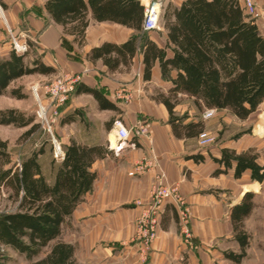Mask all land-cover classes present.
<instances>
[{
  "label": "trees",
  "instance_id": "1",
  "mask_svg": "<svg viewBox=\"0 0 264 264\" xmlns=\"http://www.w3.org/2000/svg\"><path fill=\"white\" fill-rule=\"evenodd\" d=\"M72 1L65 3L76 7ZM57 2L47 3L49 13L54 12ZM78 5L84 6L81 0ZM89 5L97 22H115L142 34L122 46L103 44L93 49L90 57L94 61L102 59L114 70L119 62L127 64L140 52L145 78L150 77L158 61L163 78L173 83L169 94L159 99L168 109L175 135L199 137L204 131L203 120L184 124L185 117L176 115L175 108L183 99H190L198 114L206 109L227 111L242 121L264 103V36L238 0H185L179 8L168 5L163 16L168 39L163 49L144 32L145 6L139 0H89ZM168 50L172 51L171 58ZM27 57L28 52L20 54L15 50L8 57L0 54V96L17 79L54 73L53 68L39 60L27 64ZM172 72H176L175 77H171ZM78 92L92 94L102 109H117L96 90L81 86L76 89ZM12 96L23 98L19 89L12 91ZM32 121L26 120L19 110H0V125L28 127ZM63 152L64 159L47 174L40 162L45 154L43 148L15 163L7 142L0 141V191H5L17 205L15 212L0 214V264L8 261L7 248L33 260L48 247L46 256L34 264H80L74 245L63 241L61 234L75 208L93 189V163L108 151L73 140L70 145H63ZM257 159L251 150L238 153L225 148L215 162L224 166L225 171L234 168L237 179L248 171L252 181L262 183L264 165ZM253 197L252 192H247L230 213L234 239L241 249L240 253H226L234 263L241 262L249 245L243 223L255 207Z\"/></svg>",
  "mask_w": 264,
  "mask_h": 264
},
{
  "label": "crops",
  "instance_id": "2",
  "mask_svg": "<svg viewBox=\"0 0 264 264\" xmlns=\"http://www.w3.org/2000/svg\"><path fill=\"white\" fill-rule=\"evenodd\" d=\"M49 1L51 0H45V2L0 0V7L8 11L7 15L5 13V19L10 28L18 30L22 25L21 13L24 10L42 6L45 13H49L46 9ZM81 1L83 4H88V0ZM184 1L171 0L174 7L178 8ZM258 3L260 19L257 20V24L264 36V0H259ZM31 19L34 21L32 33L39 39L37 46L39 52L44 55L42 62L54 69L53 74L73 72L81 75L82 82L78 87L98 91L114 108H117L115 110L100 108L89 92L76 93L77 97L72 98L66 106L68 110L74 111L75 107L80 106L77 98L89 96L95 101L100 112L114 115L104 122L103 129L106 131L104 138L85 133L87 137L85 140L73 139L79 144L100 146L108 151L101 159L93 163L92 171L96 174L93 189L86 194L83 201L75 208L74 214L67 220L81 231L79 236L76 233L78 245L74 246L75 253L79 250L82 255L80 264H234L225 257V249L221 248V244L233 237L230 213L234 206L228 203L233 202L232 197L236 196L237 192H239L237 195L242 193L238 190L239 187L247 192L249 185H240L239 182L244 176L249 179L250 176L247 171L237 179L234 177V168L225 171V167L216 163L215 159L221 158L222 150L225 148L235 149L241 153L246 151L247 147L242 151L235 146L207 149L208 147H200L197 144L199 137L175 135L169 121L168 109L159 98L158 100L147 99L143 105L140 102L130 103L127 106L119 104L118 100L121 99L116 97L117 92L124 91L136 95V90L142 91L141 87L136 88L133 85L131 79L119 81L112 77L122 69L138 72L142 85L159 82L160 87L165 88L164 95H168V91L173 87L170 80L163 78L158 61L150 77L145 78V64L140 52L127 64L119 62V66L114 70L105 65L102 59L95 61L91 59L92 50L103 44L122 46L135 36L142 37V34H137L134 29L115 22H97L91 19L98 26L92 29L87 28L84 42L80 45L81 52L77 49L68 51L63 40L66 39L69 42L75 37L74 35H64L60 29L61 26L47 23V21L50 22L49 20H38L36 17ZM146 36L159 48L166 47L168 34L165 30H158ZM6 46L7 44L4 45L3 50L0 49L3 57H8L13 51ZM80 54L84 61L74 62L73 59ZM168 57H172L171 50H168ZM175 74L176 72H172L171 77H175ZM75 118L73 115L64 122L73 124ZM118 120L131 131V138L127 145L116 154L114 151L117 144L115 124ZM145 121L150 123V134L138 136L136 128ZM197 121L202 120L196 116L183 122L188 124ZM203 122L205 131L208 124L204 120ZM62 141L63 145H70L72 142L70 139ZM131 144L135 146L130 147ZM139 163H147L149 168L143 173L130 176L129 174ZM219 170L222 172L219 173ZM160 175H163L165 184L179 186L180 193L184 196L187 205L191 207V229L198 247L187 250L181 243L178 236L177 214H175L177 210L168 204L160 221L163 225L158 231V240L153 244L145 260L140 254L139 244L133 242L134 222L143 211L136 202H147L151 190L159 183ZM260 184L256 181L252 182L253 187ZM235 246L239 248L237 242ZM77 256L78 253L75 254L76 258Z\"/></svg>",
  "mask_w": 264,
  "mask_h": 264
},
{
  "label": "rangeland",
  "instance_id": "3",
  "mask_svg": "<svg viewBox=\"0 0 264 264\" xmlns=\"http://www.w3.org/2000/svg\"><path fill=\"white\" fill-rule=\"evenodd\" d=\"M39 1L41 2V0ZM42 1L45 2V0ZM140 1V4L145 6L147 10H150L154 13L157 20V28L154 31L144 30V32H146V34L148 35L152 32H157L158 30H165L163 16L168 4L169 6H174L171 0ZM78 3L79 0H73L72 4H76V7L71 5V7L73 8L72 9L68 6L69 4L67 5L65 3V0H58V2L54 6L53 13H45L42 6H35L30 9H26L21 13L22 25L18 30L10 28L5 19V13L7 15L8 11H5L2 9V7H0V49L3 50L4 45L7 44V48H11L14 50V42L16 40L21 44L25 43L29 47L27 50L28 57L26 58L27 64L31 65L36 60H39L42 63V57L44 55L39 52V48L37 46L39 44V39L34 36V33H32V23H34V21L33 19H31V17H36L38 20H49L50 22L47 21V23L49 24L61 26L60 29L64 35H74L75 37L73 39H70L69 42L66 39L63 40V43L66 42L64 46H66V49L68 51L77 49L79 52H81L80 45H82L84 42V35L87 28L92 29L93 27H97L98 25L96 22L91 20L95 18L94 11L92 10V8H90L89 0L88 4L84 3V6H79ZM30 42H32V44ZM73 61L82 63L84 60L82 55L80 54L76 58H74ZM60 74L62 73L57 72L56 74L51 75L32 74L22 77L15 80L14 83L11 84V86L5 91V93L0 96V110H19L24 115V118L26 120H29L31 118L33 119L31 125H29L28 127H19L17 125H0V141L2 140L7 142L8 151L10 152V154H12L13 161L15 163L20 161L24 157L30 156L33 151H38L39 149L43 148L45 154L42 156L40 162L43 165L44 169H46L45 171H47V174L51 172L52 168H55L58 165L60 159L58 160L54 157V153L52 150L53 147L49 138L50 135L47 131V126L44 120L39 117L38 111L40 109V106L44 105V108L47 112V117H49L50 122L53 120L50 114L52 110H50L49 107V99L48 96L44 95L43 90L44 87L51 85ZM112 77L114 79H118L119 81H125V79L127 78L131 79L133 85H135L136 88L141 87L142 89V91H139V89L136 90V95L129 93V100H118L120 101V105L127 106L130 105V103L134 102H140V104L143 105L145 103L144 101H147V99L158 100L161 95L165 94L163 93L165 88L160 87L161 85L159 84V82L142 85L138 78V72L136 71L130 72V70L126 71L122 69L121 72L115 73ZM34 88L38 89L41 102H39L37 95H35ZM15 89H19L20 95L23 96L22 99H19L16 96H12V91H14ZM75 91L69 97V101H71L72 98L77 97ZM77 102L80 106L75 107L74 109L76 110L74 111L73 109L68 110L66 107V103L62 107L60 116L52 121L51 124L53 125V130L56 138H58L61 142H63V139H70L71 141L76 138L85 140L87 138L85 137V133L97 138H104L103 136L106 134V131L103 129L105 127L104 122L112 118L114 115L103 111L100 112L96 107L95 101L89 96L79 97L77 98ZM207 110L211 109H206L202 112V114H198L196 107L192 104V101L187 98L183 99L180 102L175 110V113L179 117H185L183 119L184 121H188V119H190L191 117L196 116L201 120L206 121V123L208 124V128L205 130V132L214 140V144L212 146H207V149L221 146H235L236 148H239L240 151H242L247 147V150H251L253 154L257 156V162H259L260 165H264V103H262L260 108L256 112L251 114L246 119V121L237 119L227 111L217 110L212 117L205 119L203 116ZM73 115L76 117V120L75 122H73V124L64 122L66 120H69ZM34 125H36L37 127L30 133V135H26ZM201 141V138H198L197 144L200 147H202ZM252 182L253 181H251V176L250 179L249 177L244 176L243 179L239 182L240 185H249V189L247 190V192H252L254 194L252 201L255 207L243 223V230L249 236V245L246 248V255L241 260V262H235L234 264H264V181L259 186L255 185V187H253ZM238 190L242 193L240 195H237L239 194V192H237L236 196L233 195V202L230 203L229 201L228 205L231 204L230 206L233 207L236 204L240 203L242 197L247 193L246 190L241 187H239ZM16 207L17 205L12 200H10L7 193L3 190L0 191V214L15 212ZM187 207L189 208L191 213V221V207H189L188 205ZM165 212L162 214V217L164 216ZM175 214H177V212ZM191 222L190 232L192 233ZM134 223L135 236L138 230L136 220ZM177 223L178 236L180 237L181 243L184 245L183 237L180 234L181 230L178 222V215ZM65 224L66 225H64L61 234V239L77 247V236L81 234L80 229L74 226L71 221H68ZM162 225L163 223L160 224L159 230H161ZM134 238L133 242L138 245L139 241L134 240ZM157 240L158 237L156 238L154 243ZM154 243L150 245V249L148 250L149 252ZM235 243L236 240L234 239L233 235V237H230L223 244H221V248L225 249V257L226 253L228 252H241V249L237 248L235 246ZM53 244L54 243H52V245ZM49 249L50 247L44 249L41 255L33 258V260H28L25 255L16 252L12 248H7L5 250L6 255L8 256V261L6 262V264H34L36 261L44 258ZM76 253H78L77 257L79 259L77 258V261L79 262L82 260V255L79 250H77ZM148 254L145 256V260L147 259Z\"/></svg>",
  "mask_w": 264,
  "mask_h": 264
},
{
  "label": "built area",
  "instance_id": "4",
  "mask_svg": "<svg viewBox=\"0 0 264 264\" xmlns=\"http://www.w3.org/2000/svg\"><path fill=\"white\" fill-rule=\"evenodd\" d=\"M259 0H238V3L243 8L245 14L256 21L259 20ZM145 8V19H144V30L154 31L157 28V20L154 13ZM28 45L21 44L15 40L14 50L20 54H27ZM82 82L81 75L76 73H62L57 79L49 86L44 87L43 93L48 96L49 107L51 117L57 119L60 116L62 107L68 103L69 97L77 89L79 84ZM34 93L37 95L39 102H41L38 89L34 88ZM128 94L124 91L117 92L116 97L121 100H129ZM215 110H207L204 113V118H210L214 115ZM39 117L44 120L47 131L49 133V138L53 146V153L55 159H64L65 152H63V143L56 138L53 125L50 122L49 117H47V112L43 106H40L38 111ZM116 137L117 144L114 148L115 153L117 154L120 149L124 148L127 145V142L130 140L131 131H129L123 122L120 120L116 121ZM136 134L138 136H145L150 134V124L148 122H143L138 125L136 128ZM201 138V146L207 147L214 144L213 138H211L205 131L199 136ZM134 147L135 144H131L130 147ZM149 168L147 163H139L135 167L134 171L129 175L140 174L146 171ZM159 183L153 187L151 190V195L146 203L140 201L136 202V205L143 208L141 214L136 218L137 223V232L135 234L134 240L139 241V251L141 255L145 258L150 249V245L156 240L157 233L160 228L162 214L166 211L167 205L170 204L177 210L178 222L180 225V234L183 237L184 245L187 250H194L198 246L194 241V236L190 232V210L187 207L186 200L184 196L179 191V186L169 185L164 183L163 175H160Z\"/></svg>",
  "mask_w": 264,
  "mask_h": 264
}]
</instances>
